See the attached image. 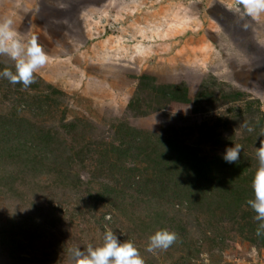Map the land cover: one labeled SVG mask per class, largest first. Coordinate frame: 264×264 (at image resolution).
Here are the masks:
<instances>
[{
    "label": "rangeland",
    "instance_id": "374dc122",
    "mask_svg": "<svg viewBox=\"0 0 264 264\" xmlns=\"http://www.w3.org/2000/svg\"><path fill=\"white\" fill-rule=\"evenodd\" d=\"M6 17L22 38L35 36L50 60L27 89L0 79V114L19 111L33 119L57 137L55 153L61 139L70 140L69 121L87 132L74 148L86 139L114 140L122 125L139 129L150 161L153 135L193 147L199 157L222 156L241 144L247 168L239 189L250 198L264 140V13L242 17L234 0H0V19ZM5 68L14 72V62L0 56V72ZM176 88L187 101L168 99ZM241 107L262 120L254 145L244 143L246 130L235 121ZM111 158L102 166L72 163L63 180L41 170L32 185L0 191V264H71L69 249L101 246L107 229L120 242H133L145 264H264V235H256L251 208L242 224L232 214L216 231L196 233L206 226L204 217L195 225L184 210L156 211L152 197L119 182L129 158L113 152ZM144 166L142 156L135 169ZM76 174L91 183L72 187ZM89 187L91 199L105 188L116 193L80 210L76 201ZM184 224L195 233L180 231ZM162 229L175 232L176 242L146 251L149 237ZM48 236L52 246L63 241L62 250L45 245Z\"/></svg>",
    "mask_w": 264,
    "mask_h": 264
},
{
    "label": "trees",
    "instance_id": "16d2710c",
    "mask_svg": "<svg viewBox=\"0 0 264 264\" xmlns=\"http://www.w3.org/2000/svg\"><path fill=\"white\" fill-rule=\"evenodd\" d=\"M170 93L169 100H188L187 93H182L179 88ZM137 101L138 99L133 102L135 108H138ZM129 104L132 106V101ZM243 111V107L237 110L235 121L240 123L247 121L253 127L251 133L245 131L244 143L254 145L252 136L263 123L260 118H254L252 114ZM122 126L118 127V135H113L116 138L114 140L107 142L102 139L90 143V140L86 139L81 147L74 148L73 145L80 142L79 139L84 140L87 132L82 125L69 121L64 127L70 140L65 137L64 140L61 139L62 146L55 153L52 141L57 137L47 131L44 134L43 128L33 119L23 116L19 111L0 114V191L9 190L12 194L11 191L14 193L21 184L32 185L35 175L37 176L41 170L46 174L62 175L63 180L71 170L72 163L85 166L84 160H88L99 166L111 164L113 152L117 159L129 158L130 164L127 168L123 167V177L119 180L122 185L132 186L137 192L152 197L156 211L161 208L184 210L188 219L195 225L204 217L206 226L196 233L216 231L232 214L236 215L235 219L239 223L245 218L244 215L248 213L250 206L247 204L248 198L245 197V193L239 189L240 174L247 168L242 159L238 163L230 164L223 160V155L199 157L195 148L188 149L186 144L179 145L162 134L153 135L155 143H152L150 153L154 156L150 161L148 149H143L141 145V141L145 142L147 135L139 129L133 131L129 126ZM70 150L81 155L76 159ZM241 153L244 151L241 150ZM142 156L145 159V166L139 171L135 167ZM224 179H227L225 182L228 183L235 182V185L225 184ZM252 179L253 176L250 178L251 182ZM72 180V187L75 188H79L83 181L86 185L91 183L89 178L84 179L78 174ZM217 181L222 184L217 185ZM89 188L86 195L78 196L76 205L80 206V210H90L98 201L103 200L106 194L114 197L116 193L113 188L112 190L105 188L97 197L91 199L95 194L93 189ZM250 195L249 199H252V190ZM179 226L185 235L195 233L187 230L186 224ZM44 241L45 245L52 247L55 252L62 250L60 246L63 241L58 242L56 246L50 245L49 236L44 238ZM55 254H51V257H56Z\"/></svg>",
    "mask_w": 264,
    "mask_h": 264
},
{
    "label": "clouds",
    "instance_id": "9594fccd",
    "mask_svg": "<svg viewBox=\"0 0 264 264\" xmlns=\"http://www.w3.org/2000/svg\"><path fill=\"white\" fill-rule=\"evenodd\" d=\"M233 11V7L225 6ZM235 12L242 17L258 19L264 13V0H234ZM11 18L0 19V56H6L14 62L15 71L5 68L0 72V79H7L11 84H21L24 89L36 82L35 74L46 66L50 60L48 53L35 36L24 39L13 27ZM240 128L251 133L254 129L247 121H243ZM261 136H264L262 131ZM242 150L241 144L226 148L223 160L230 164L238 163ZM258 168L253 176L251 188L254 194L247 204L256 213L254 219L258 222L256 235H264V140L256 150ZM111 219V217H105ZM177 240V234L167 229L158 230L149 237L146 251L167 250ZM71 264H145L139 250L131 241L120 242L117 235L110 229L104 233L101 246L88 245L86 249H69Z\"/></svg>",
    "mask_w": 264,
    "mask_h": 264
}]
</instances>
